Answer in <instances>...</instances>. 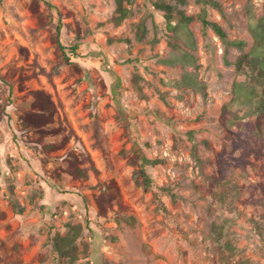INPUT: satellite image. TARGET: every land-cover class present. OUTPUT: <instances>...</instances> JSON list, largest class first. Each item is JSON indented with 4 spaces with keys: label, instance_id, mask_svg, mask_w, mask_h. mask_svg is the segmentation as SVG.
<instances>
[{
    "label": "rangeland",
    "instance_id": "1",
    "mask_svg": "<svg viewBox=\"0 0 264 264\" xmlns=\"http://www.w3.org/2000/svg\"><path fill=\"white\" fill-rule=\"evenodd\" d=\"M154 1L124 0L130 14L116 25L115 0H0V264H55L47 239L68 222L82 225L88 257L81 260L91 264H264V189L257 186L264 185V138L262 153L229 176L238 197L222 202L218 186L209 185L217 154L232 148L236 126L218 117L231 97L235 61L253 45L250 28L264 17V0H212L221 10L185 0L177 7L194 17L187 24L193 44L177 38L178 48ZM200 14L244 45L226 46ZM140 19L143 40L136 38ZM58 23L62 44L78 43L70 63L55 47ZM186 52L192 59L182 64L177 57ZM185 72L205 83L204 93L175 90L174 79ZM33 89L55 103L56 134L38 137L22 125ZM133 142L146 158L161 159L144 165L152 180L147 191L136 184ZM175 183L183 199L173 203L161 187ZM110 193L116 197L103 203L102 215L97 199ZM227 204L237 211L230 240L238 251L224 261L209 219Z\"/></svg>",
    "mask_w": 264,
    "mask_h": 264
},
{
    "label": "trees",
    "instance_id": "2",
    "mask_svg": "<svg viewBox=\"0 0 264 264\" xmlns=\"http://www.w3.org/2000/svg\"><path fill=\"white\" fill-rule=\"evenodd\" d=\"M124 0H115V15L113 22L119 25L120 22L129 16L130 11L124 6ZM215 8L221 10L217 2L207 0ZM174 4L165 3L162 0L154 1V7L164 12L167 27L173 34L170 37L169 43L178 48L176 41L177 38L184 39L187 44H193V37L191 31L188 29L187 24L193 20V16L185 15L178 5H184L185 0H175ZM31 10L34 11L33 7ZM178 15V21L173 22V12ZM204 27L211 28L221 41L226 45H233L242 47L243 41L229 40L225 30L222 26L210 19L205 15H198ZM136 38L143 40L147 34V28L144 19H140L136 23ZM253 37V45L248 52L243 53L235 61L236 76L232 82L231 97L228 101L224 102L220 108L219 122L224 124L231 122L236 126V129L231 131L232 148L230 151L222 150L216 156L217 163V176L209 178L210 186H218V199L222 202L226 197L231 195L238 197L239 186L229 179V176L235 171L236 168H243L248 163V156L253 154L258 156L262 153L263 135H264V17L258 18L253 22L250 28ZM54 43L57 51L62 55L63 60L70 63V56L76 55L78 43H74L69 48L62 44L60 41V24L55 27ZM184 58L177 57L182 64H189L192 59L190 53L186 52L182 55ZM175 59L165 60L168 63H173ZM75 66H78L75 63ZM173 86L175 90L181 87L191 88L194 91L203 92L205 83L198 81L196 74L192 72H185L181 75L180 79H174ZM31 102L29 108L25 110L21 117L22 125L35 131L38 137L46 134H56L60 131V127L54 126V115L56 113V105L52 101L51 96L44 92L42 89H33L30 91ZM175 95V94H174ZM161 99L166 100L167 92H160ZM251 117V118H249ZM65 139V138H64ZM51 148L49 145H47ZM47 147V148H48ZM52 147H58L57 144ZM240 150L238 155L234 152ZM131 164L138 166L136 184L141 186L144 191H147L152 184L151 177L145 171L144 165H155L161 162V159H148L145 157L141 147L133 142L130 146ZM264 170V166L262 167ZM75 176L83 177L84 172L78 168H74L72 174ZM261 188L264 185L259 183ZM178 183L172 185L162 186L161 190L167 194L171 202L175 203L178 199H183L178 192ZM111 186H107L110 189ZM232 192V193H231ZM116 197L115 194L110 193L107 197L101 196L97 199V206L99 212L104 215L107 206H111V201ZM262 201V200H261ZM103 203H106L105 207ZM120 204V203H119ZM224 210L220 213H212L209 219V233L213 244L218 248L222 254L221 258L224 261H229L234 257L238 251L237 247L232 244L231 236L233 231L230 229L234 224L237 216L236 207L227 204ZM22 209H19V212ZM129 220H134L129 217ZM82 234V225L80 223H66V230L64 232L56 231L52 236L47 239V244L50 246L53 254L55 264H91L89 260L82 261L88 257V243L79 242ZM81 246V248H80ZM249 260L240 259L239 264H248Z\"/></svg>",
    "mask_w": 264,
    "mask_h": 264
}]
</instances>
